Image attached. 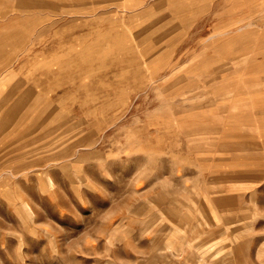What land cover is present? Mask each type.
<instances>
[{
  "label": "rangeland",
  "instance_id": "obj_1",
  "mask_svg": "<svg viewBox=\"0 0 264 264\" xmlns=\"http://www.w3.org/2000/svg\"><path fill=\"white\" fill-rule=\"evenodd\" d=\"M2 4L37 21L31 64L11 69L56 43L17 130L15 77L0 84V264H264V0ZM78 31L97 42L66 59L61 38ZM97 50L101 76L78 75Z\"/></svg>",
  "mask_w": 264,
  "mask_h": 264
},
{
  "label": "crops",
  "instance_id": "obj_2",
  "mask_svg": "<svg viewBox=\"0 0 264 264\" xmlns=\"http://www.w3.org/2000/svg\"><path fill=\"white\" fill-rule=\"evenodd\" d=\"M16 7V5L12 4V5H0V17H3L2 19H0V38H5L8 43H4L2 42L3 40L0 39V84L3 85V81H4V76L7 75L6 77L9 76H14L15 79L8 85L7 88L3 89L4 91H6L8 93V95H10V100H8L6 102V107L7 108H12L11 111H9V115L12 116V118L15 119L16 117V130L19 127V119L21 118V116L27 111V109L29 108L28 106L30 105V102L32 100V97L35 96V93H37L38 91H43L44 87L43 85H46L47 83V79H50L51 76L54 74V70L51 66H49L50 61H48V57H45L47 55V52L52 51V47L47 46L50 45L52 43H56L53 42V39L51 37H46V39H44V41H42L41 43L46 44V46L44 47L43 51H44V59L41 60V62L43 64L41 65H37V61L36 59H34L35 61L32 63V66L34 68H32L31 70L29 69V71H24L22 70V68H17L16 70H14L13 68L11 69V67L14 65V63H16L18 61V63L22 60L23 56L28 55V59L29 62L31 64L32 62V57L34 54H28L26 51L29 50L30 45L32 42H34L36 40V27H37V21H36V16L35 15H28V20L27 19H23V17L17 16L16 18V9L14 8ZM25 22H28L29 25L27 27L26 24H23ZM47 22V21H46ZM45 22V23H46ZM45 27L48 26V24L46 23L44 25ZM20 27V28H19ZM27 28V29H26ZM21 29V30H20ZM97 32V31H96ZM72 33V32H71ZM70 33V34H71ZM95 33V32H94ZM94 33L91 35L89 34V32H74L71 35L68 34L66 36H64V38H61V44H66L67 46L64 48V50H61V53L65 55L66 59L69 58V54H70V45L68 47V44H73L74 43H78V44H82V46L80 48H78L77 45V51H76V59L80 60L81 56L84 55L86 53V48L85 45L86 44H93L96 43V39L98 38L97 35ZM16 35L18 36H22L25 37L24 42H20V41H16ZM100 42V41H98ZM108 42L109 44H113L115 43V36L112 37H108ZM26 43L24 46L22 44ZM26 45H29L28 48L26 47ZM23 46V47H22ZM71 46V47H72ZM22 47V48H21ZM97 55H94L95 52H92L93 54H89L86 55V58L88 60L92 59L94 62L92 64V68L91 69H83L81 68V65L78 63V75H84L85 72L91 74L94 77H99L101 76L100 74H98L99 71V64H98V60L100 59V53L99 50H97ZM88 52V51H87ZM42 54V53H41ZM87 54V53H86ZM41 56V55H40ZM23 59H27L26 57H24ZM109 59H111V57H109ZM112 59L114 61L109 62V68H108V75H109V90L114 92L116 90V79H115V75H116V69H115V58L112 57ZM25 60L23 61L24 63ZM17 63V64H18ZM16 64V66H17ZM12 70L11 72L6 73L9 70ZM34 71V72H32ZM28 72H30V74L26 75ZM62 72H60L61 74ZM31 74L34 75V77L32 78H27V76L31 77ZM112 74V76H111ZM38 76H43V78H40L38 82L37 78ZM26 77V79L24 78ZM94 80V79H93ZM93 83H97V85L100 84V79L98 78V80L96 81H92ZM42 86V88H41ZM100 86H98L99 88ZM259 109L261 107H258ZM264 108V107H263ZM262 114V110L258 111V115L259 117H261ZM237 118V122L236 125L243 123L241 120V118H238L237 115H235ZM240 116V115H239ZM242 117V116H241ZM225 120V119H224ZM232 122V118L230 117H226V122L224 124V126L222 127V131L223 132H227V138H229V136H232L233 134H231L229 131L231 128L234 127V124L231 123ZM245 123L244 122L242 125H240V127L236 126L237 129H244L245 127ZM18 125V126H17ZM10 135V132L8 133ZM243 135V137H242ZM256 137V136H254ZM1 138H8V135L2 136ZM238 139H246V135L245 134H240L238 133ZM258 138V137H256ZM261 138V137H260ZM264 140V139H262ZM237 144L242 146H239L241 149H247V150H251V149H257L258 150L264 149V146H261V140L259 139L256 142H253L252 144H255L257 147L255 148V145H252V147L249 146V144H246L245 142H240L238 141ZM238 147V146H237ZM239 148V149H240ZM226 150H233L229 147L227 148H223ZM237 152H227V154H235ZM254 153L258 154V155H264L261 151H255ZM167 167V172L169 171H175L174 167L171 168V165H166ZM177 181V180H176ZM166 182L168 183V187H174L175 186V179L173 180H169L167 179ZM152 182H150L151 184ZM150 184H148V186H150ZM159 181L157 182V187L160 186ZM147 187V185H146ZM149 194V193H148Z\"/></svg>",
  "mask_w": 264,
  "mask_h": 264
}]
</instances>
